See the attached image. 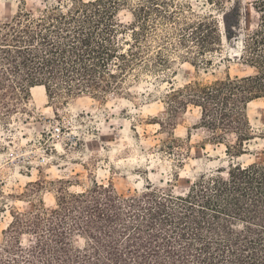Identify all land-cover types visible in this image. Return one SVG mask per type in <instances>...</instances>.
I'll use <instances>...</instances> for the list:
<instances>
[{
    "label": "trees",
    "instance_id": "1",
    "mask_svg": "<svg viewBox=\"0 0 264 264\" xmlns=\"http://www.w3.org/2000/svg\"><path fill=\"white\" fill-rule=\"evenodd\" d=\"M173 1L137 3L128 49L116 43V17L129 0H72L39 18L19 12L0 25V105L11 114L16 108L8 101H24L38 86L49 98L63 88L78 95L106 93L117 80L112 66L127 72L142 60L153 16L184 25L177 29L179 47L189 48L197 67L212 68L208 56L221 45L216 18L193 14L191 21L177 20L159 6L168 9ZM254 9L259 23L244 33L241 59L257 68V75L194 82L173 87L166 96L172 116L189 105L199 107L215 140L236 134L231 153L244 151L250 140L246 110L264 98V0H256ZM155 58L160 66L172 63L161 50ZM181 145L176 139L163 143L168 151ZM13 217L0 242V264H264V163L232 164L202 175L181 196L152 188L124 194L113 184L97 183L78 194L63 189L52 210L41 203ZM24 235L30 237L26 244Z\"/></svg>",
    "mask_w": 264,
    "mask_h": 264
},
{
    "label": "rangeland",
    "instance_id": "2",
    "mask_svg": "<svg viewBox=\"0 0 264 264\" xmlns=\"http://www.w3.org/2000/svg\"><path fill=\"white\" fill-rule=\"evenodd\" d=\"M71 1L0 0V25L21 11L39 18L46 10ZM139 1L129 0L117 12L116 43L124 49L132 41ZM218 1L211 5L207 0H175L168 9L159 5L163 11L170 10L168 14L175 13L177 20L191 21L193 14L216 18L221 45L208 56L214 61L208 70L195 65L189 48L179 47L177 29L184 25L153 16L142 44V60L127 72L112 66L117 80L106 93L78 95L63 88L59 96L49 98L47 91L38 88L24 101L9 100L16 108L11 114L0 105V242L14 213L35 211L41 203L52 210L63 189L78 194L97 183L113 184L124 194L152 188L181 196L202 175L228 170L232 164L264 163V98L248 105L250 140L237 153L228 152L236 147L237 135L223 133L221 140H215L203 126L199 107L189 105L174 116L168 110L166 96L173 87L258 74L257 68L241 59L246 56L244 33L259 23L256 0L214 3ZM159 50L171 65L160 66L155 58ZM170 139L182 145L174 151L164 149V141ZM29 238L22 237L24 244Z\"/></svg>",
    "mask_w": 264,
    "mask_h": 264
},
{
    "label": "bare ground",
    "instance_id": "3",
    "mask_svg": "<svg viewBox=\"0 0 264 264\" xmlns=\"http://www.w3.org/2000/svg\"><path fill=\"white\" fill-rule=\"evenodd\" d=\"M38 88H42V89L44 90V93H46V88H45L44 86L34 87V88H32V92H33V93H36V90H40V89H38Z\"/></svg>",
    "mask_w": 264,
    "mask_h": 264
}]
</instances>
